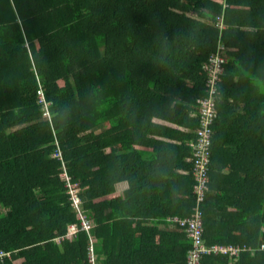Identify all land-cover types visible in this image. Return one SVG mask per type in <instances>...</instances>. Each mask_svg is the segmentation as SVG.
I'll return each instance as SVG.
<instances>
[{"label": "trees", "instance_id": "16d2710c", "mask_svg": "<svg viewBox=\"0 0 264 264\" xmlns=\"http://www.w3.org/2000/svg\"><path fill=\"white\" fill-rule=\"evenodd\" d=\"M227 2L0 0V249L12 251L0 264L17 258H24L20 264H88L86 232L67 236L69 224L80 220L63 161L93 222L103 264H142L149 251L186 264L190 241L179 252L170 245L153 249L144 241L152 228L142 218L154 215L145 211L150 203L170 199L168 188L186 183L185 204L169 215H192L195 178L177 170L191 171L185 159L201 128L204 65L220 42L230 75L220 81L210 178L217 140L236 133L238 118L249 141L264 133V0ZM219 16L227 28L217 27ZM41 88L51 118L39 102ZM258 159L264 166V151ZM122 181L130 183L123 192L116 189ZM262 201L255 232L252 206L227 212L225 201L209 192L206 243L264 242ZM119 223L122 233L127 225L140 233L138 246L122 234L120 249L114 248L109 236ZM203 264H264V251L211 252Z\"/></svg>", "mask_w": 264, "mask_h": 264}, {"label": "crops", "instance_id": "0c3cea01", "mask_svg": "<svg viewBox=\"0 0 264 264\" xmlns=\"http://www.w3.org/2000/svg\"><path fill=\"white\" fill-rule=\"evenodd\" d=\"M248 1V0H247ZM230 73L224 71L223 76H229ZM238 78H236L237 80ZM231 101V99H229ZM241 101V100H240ZM244 100H242L243 102ZM231 103V102H230ZM237 119L236 123V133L229 134L228 139L220 141V147L217 151L219 155H215L214 159V171H213V179H211L210 193L211 199L213 197H219L225 201L226 211L233 212L235 209V205L245 206L246 204L252 206V216L254 221L255 232L260 230V219L259 215L262 212V200L264 199V166L260 165L259 155L264 151V133H257L253 136L250 141L247 139L248 136L243 134L242 129L239 124H243V119ZM157 123L172 125L168 122L162 121L160 119H156ZM176 128L185 130L182 127L176 126ZM251 154L253 159H251ZM192 156V155H191ZM191 156L186 157V161L191 162ZM257 162L255 163V161ZM192 171V168H191ZM189 170H177L181 175H187ZM184 184V183H183ZM195 184V183H193ZM130 187V183L128 181H122L116 184V189L118 191H125ZM187 183L183 186H173L168 188L170 199L164 200L165 204L150 203V207L146 208L147 213H154L143 217L142 220L144 224L149 228H152L151 234H145L144 241L147 242L149 247L159 248L161 246H171L174 251H182L185 243H189V239L183 236H180L182 229L177 223L172 221L173 216L169 215L173 211L180 210L181 204L185 201V192H186ZM172 194L175 201H171ZM179 199L181 201H179ZM148 201V200H147ZM172 202V204H171ZM180 202H182L180 204ZM147 203V202H146ZM149 204V203H148ZM185 204V203H184ZM156 205V206H153ZM160 206L159 209L156 207ZM183 209V208H182ZM177 216V215H174ZM121 222V221H120ZM133 226H136V223H133ZM121 223H119L118 227L113 231H111L109 239L112 244H114V248L116 250L120 249L122 245V234L130 238V243H132L133 247H136L141 242L142 238L140 237V233L131 234L132 230L127 225L126 226V234L121 231ZM94 238V245H96L97 240ZM127 242V241H126ZM169 246V247H170ZM156 250V249H155ZM149 251L145 253L144 261L142 264H175L177 260V256H173L166 253H159L158 251ZM97 253V263L103 264L105 260V254L101 251L96 250ZM144 256V255H143ZM12 258H10L11 260ZM24 258H17L16 260H12L13 264L22 263ZM126 264H131V262H127Z\"/></svg>", "mask_w": 264, "mask_h": 264}, {"label": "built area", "instance_id": "2783aa9c", "mask_svg": "<svg viewBox=\"0 0 264 264\" xmlns=\"http://www.w3.org/2000/svg\"><path fill=\"white\" fill-rule=\"evenodd\" d=\"M224 1V6H228L227 0ZM217 27L221 29L227 28L224 21V17L219 16L217 21ZM226 44L220 42L218 48L213 52L204 65V69L208 73L206 94L203 96L200 102L199 119L201 122V128L198 130V138L192 142L193 152L191 156L192 171L191 174L195 178V184H193V194L196 197V204L193 206L192 215L189 217L173 216L172 221L177 223L181 229L187 234L190 239V246L186 253V264H203L205 254L211 252H223L228 253L231 256H238L240 252L245 249H249L252 252L257 250L264 251V242H261L256 247H249L246 245L239 246L235 244H212L208 245L205 238V224H204V203L207 200L210 192V171L212 163V145L214 136V126L218 118L217 100L220 91V81L223 78L225 71V65L227 63ZM39 102L43 105L44 115L51 118L49 109V102L46 100L43 89L38 91ZM55 156L62 160V152L57 147ZM63 179L65 181L67 192L72 200L73 207L78 212L79 223L72 222L68 226L67 236L76 234L79 230H84L87 234L86 254L88 264L97 263V253L94 245V238L91 234V227L93 222L89 219L81 205V199L78 196V188L76 184L71 181L65 168L64 161L62 163ZM12 251L0 249V262L5 259H10Z\"/></svg>", "mask_w": 264, "mask_h": 264}]
</instances>
